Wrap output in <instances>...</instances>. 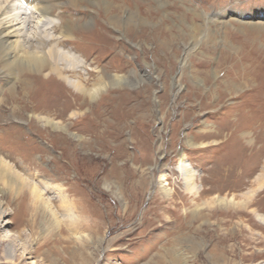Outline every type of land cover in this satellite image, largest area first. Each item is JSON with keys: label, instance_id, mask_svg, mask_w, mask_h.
I'll use <instances>...</instances> for the list:
<instances>
[{"label": "rangeland", "instance_id": "obj_1", "mask_svg": "<svg viewBox=\"0 0 264 264\" xmlns=\"http://www.w3.org/2000/svg\"><path fill=\"white\" fill-rule=\"evenodd\" d=\"M54 1L56 21L103 28L107 46L89 45L93 33L75 37L79 48L99 54L110 73L136 77L66 120L81 142L30 119H67L59 114L64 91L48 94L57 97L50 111L35 95L47 86L35 75L26 74L25 93L17 81L12 94L0 83V157L48 204L0 181L10 220L0 233V264H11L4 259L11 241L13 264H264V0ZM110 2L120 8L109 12ZM112 13L120 26L109 24ZM180 154L198 192L184 187ZM162 171L171 195L161 191ZM71 211L78 230L70 229Z\"/></svg>", "mask_w": 264, "mask_h": 264}, {"label": "bare ground", "instance_id": "obj_2", "mask_svg": "<svg viewBox=\"0 0 264 264\" xmlns=\"http://www.w3.org/2000/svg\"><path fill=\"white\" fill-rule=\"evenodd\" d=\"M70 2L77 3L78 0H70ZM58 4L54 0H20V2H15V0H0V83L7 82L10 84L8 88L10 94L13 93L19 83L18 85L21 84L22 91L25 93L32 85V79L26 77V74L35 75V79L38 81L41 80L42 82L40 86L43 83L47 85H45L46 87L43 86V88L35 87L37 90L35 95L43 96L42 99L44 98L46 102V105L43 107L48 108L50 111L52 110L51 108L56 106L54 102L57 97L50 96L48 100V94L51 92L63 93L64 91L66 100L63 102V107L60 109L59 114L63 116L67 114V119H55L47 114L37 113L30 114V119H35V121L41 123V126L46 129L67 132L71 136L78 138V141L81 142L83 135L81 136L80 130L71 132L70 127L73 126L74 122H68L66 120L74 117L78 118L83 113L81 109L83 104H91L110 87L115 85L122 86L123 84L129 83L132 78L125 73H110L107 67L102 68L100 66L101 56L99 54L85 53L79 48L74 42L75 37L78 35L80 38L82 36L86 37L93 33H96L97 36L95 38L94 36H87L88 39L86 41L89 45L93 46V44H98L99 48L107 46L108 42L104 36V30L101 27H96L92 32H86L84 29L89 26V21L80 22L78 18L64 20L60 16V21H56L57 19L54 18V10ZM113 7L120 8L119 5L114 6L110 2L108 11L111 12ZM109 12L107 13L109 14ZM109 22L112 26L118 27L123 23V19L116 13H112L109 15ZM98 26L100 25L98 24ZM16 81L18 82L17 84H15ZM176 94L177 92L175 90L174 95L176 96ZM68 96L69 98L73 97L75 104L79 101V107H73L72 102L67 98ZM1 97L0 104L3 102L5 96L3 95ZM21 99L23 100V96H19L18 100ZM35 107L37 105H34ZM43 107L38 106L37 108ZM13 112L18 114L20 108L18 106L15 107ZM45 112L47 111H41L40 113ZM186 141L188 143V140ZM185 154H180L178 170L182 175L181 178H183L185 189L190 193L198 192L200 187L197 184V176L192 172L188 163H185ZM166 179L167 174L162 171L159 179L161 191L166 195H171L172 189L169 187ZM0 181L16 189L17 193L21 192L24 188L27 189L33 194L36 202L43 203L47 208L48 204L44 200L39 187L28 180L27 177L18 173L7 160L1 157ZM258 181L260 187L263 186L264 177L260 176ZM252 192L254 190L250 193ZM216 202L222 205L236 203L235 199L225 196H217ZM64 206L72 209V204L69 205L66 203ZM5 215H7V211L0 208V233L1 231H5L10 222V220H5ZM68 217L71 220L70 229H77L80 220L76 223L77 216L75 213L73 212L72 214L71 211ZM73 218H76V221L72 222ZM258 218L264 223V215H258ZM76 236L78 237H75L76 239L82 238L78 233H76ZM3 237L12 240L11 232L9 233L7 231ZM18 237L20 238L21 235H18ZM5 250V262L15 263L16 245L11 241Z\"/></svg>", "mask_w": 264, "mask_h": 264}]
</instances>
